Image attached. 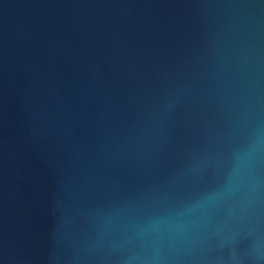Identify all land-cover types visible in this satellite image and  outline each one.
<instances>
[{
	"label": "water",
	"instance_id": "obj_1",
	"mask_svg": "<svg viewBox=\"0 0 264 264\" xmlns=\"http://www.w3.org/2000/svg\"><path fill=\"white\" fill-rule=\"evenodd\" d=\"M0 264H264V0H0Z\"/></svg>",
	"mask_w": 264,
	"mask_h": 264
}]
</instances>
